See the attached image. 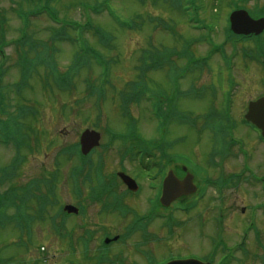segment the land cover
<instances>
[{
    "label": "rangeland",
    "instance_id": "rangeland-1",
    "mask_svg": "<svg viewBox=\"0 0 264 264\" xmlns=\"http://www.w3.org/2000/svg\"><path fill=\"white\" fill-rule=\"evenodd\" d=\"M104 1L105 0H53L50 2V7L55 8L59 18L64 19V22L66 19L68 22L83 24L87 21V17H89L94 24L101 26L104 30H106V35L108 34L112 36V41L103 45L101 41L98 42V40H96L97 38L93 35V33L87 34L84 31V38L87 41V44L94 48L103 59L107 57L109 60L105 62V66H103L102 63V67L97 68L93 65L97 60L94 56H90L89 59L92 60L94 69L87 71H83V69V72L81 71L82 73H79L80 76L75 79L78 91L74 90L75 92L73 91V93H59L56 95L51 94L49 96H45L42 86L37 85L35 91L25 92V95H22L21 93L18 94L15 90V88L17 89L18 87V85L15 84H17L20 79L18 68L13 69L4 80L5 83L0 92L4 96L5 103L10 105V107L6 109L8 113L16 111L20 104L24 102L28 103L26 105L34 106L36 108L35 112H38L36 118L32 115L28 116L27 119L23 118L22 121L19 120V123L23 124V128L21 129L19 126L18 132L21 131V134L29 141L27 146L22 148V152L26 155V160L19 166L18 176L13 182H10L5 189H9L10 186H15L24 190L26 183L31 178H35L36 176H48L50 170L53 172L58 169L60 172V178L59 182L56 183L57 195L54 197L60 198L62 204L68 202L71 203L73 201L72 185L69 181L68 174L72 165H74V162L72 159L68 160L62 157L60 160V166H58L57 157L59 150L67 144L77 142L78 136L86 127L97 128L102 131L105 135L104 142L109 141L106 137L108 128L110 131L114 130L119 133H124L128 130L129 121L123 115V111L121 109L122 101L118 96V92L127 87L129 81L139 79L136 67L139 66L138 60L140 58V54L145 49L150 48L153 44H155L159 49H162L164 46H171V48L175 47L176 44L174 37L162 28V23L167 22L174 24L178 30L183 32L185 36H188V38L200 37L201 35L200 31H193L191 25L187 22L185 13L176 7L178 0H145L144 3L139 0H107L106 4L108 9L115 15V22L117 25L110 20L106 10L101 11L100 16H96V14L91 10L86 11V6L102 5ZM228 1L230 9L235 2L246 4L247 7L253 10H255V8L264 7V0H222L221 5H224L223 11L220 15L219 22L216 24L215 31L212 32L215 35L217 43H221L226 40L224 27L227 25L226 14L230 10L226 5ZM20 3H22L23 7L28 6V3L23 0H0V8L1 10H5L7 12L8 20L10 21V25H8L7 28L9 32V39L17 37L18 29L21 26L20 19L13 10L14 8H18ZM215 4L216 6L218 5L217 3ZM168 7H170V9ZM32 10H34V8H32ZM117 12L119 14H117ZM206 12H203L201 17L207 18L211 16L208 19L209 21L220 14V12L216 14L212 10L210 1L206 4ZM252 14L254 17H259L258 12H253ZM46 16L47 14L38 18H33L32 23L38 28V33H35L34 35L38 39L44 37V39L46 38L50 41V36L52 34L46 31L48 26L55 27L57 30V28L61 27V25L54 23ZM139 16H143V18H145L144 22L140 21V23L143 24L142 28H138L133 24L123 28V26L118 23V19L128 22L125 18L135 19ZM157 23L158 26H156ZM39 29H43V31L41 32ZM70 35L72 34L70 33ZM232 45V42L227 44L226 48H228V51L233 50ZM242 45L257 48V42L254 40L239 42L238 48H241ZM60 46L63 51L60 54V57H58L59 65L61 68H64V71H67L72 65L76 49L72 41L71 43H62ZM193 48L198 56H203L210 49L208 44L204 41L196 42ZM164 49L165 47L163 50ZM8 53L12 56L10 61H17V65L19 69H21L18 62L21 56L20 54L19 56L17 55L18 52L15 53V47L10 48ZM126 61H128V66L124 65ZM175 61H177L178 64L186 62L183 59L182 54L175 59ZM237 63L244 65L240 58L237 59ZM210 64H213L215 71H218L219 67L217 65H221V61L214 55ZM237 68L241 71L240 74L236 70L237 77L242 80H240L241 82L238 81L240 89H238L234 95L231 96V100L236 102L234 106V117L238 121V126L235 133L238 137L244 139L247 148H249V164L255 167V169H253L255 171L257 170L259 174L264 175V145L259 142L257 143L258 136L255 131L246 126H243L244 128L240 127L241 119L244 117L242 118L243 113L241 114V109L238 108L239 103L243 106V112L246 108V104H248V101L258 98L264 92V88L261 86L260 81L254 82L250 76L254 75L255 77V75H258L260 69H258V66L254 63H252L249 67L238 66ZM247 68H249V70ZM190 75L191 76L187 77L183 81L180 79V89L187 91L194 82H196L199 86H202L212 81L214 85L225 86V91L231 90L229 84V82H231L230 76H227L226 71H219L216 74V72H212L211 69L210 71L209 69H206V72L203 75H200L199 73L198 76H195V74ZM87 77L93 80L92 83L95 90L105 86L106 95L101 97L95 96V100L93 97L89 98L87 96L85 83ZM152 78H155L154 81L156 84H160L164 87V90L167 92L169 97L172 95L174 87H171L169 82L167 83L164 81V74L161 73L158 75L156 73L152 75ZM33 83L36 82L33 81ZM108 84L111 86L106 88ZM151 85L155 88L154 84ZM53 86L56 88L55 85ZM194 90V95L181 97L180 100L177 97L175 100L170 102L171 105H180L182 121L175 122L169 126L168 137L170 139H167L166 141L173 142L172 139H178L179 143L177 144V150H174V152L181 153L189 158L198 157L196 159L202 160L204 164L206 163V153L211 147L212 134L206 130L203 132L199 131L198 128L201 125L200 119L196 121V126H192L190 122H192L197 115H202L208 112L216 100H218L219 103L222 98V93L220 92L216 99L213 87H195ZM47 94L48 92H46V95ZM78 97L79 100H77ZM133 107L134 108H132V110L134 114H136L135 116L139 121V129H137L138 136L142 139H156L154 137L157 135L159 136L160 134V124L148 109V103L143 102L141 105ZM1 121L6 122L7 117L5 115L2 116ZM130 121L136 122V119L130 118ZM117 145L120 146V143H113L111 149L105 152L109 169H122L121 165H118L117 163L119 162L118 151L120 149ZM156 145L159 146V143L157 142ZM15 152V147L12 144H0V168H8V166L12 163L14 155H17ZM243 160L244 155L242 153L241 156L238 155L235 158L230 159V161H228V164L231 166L230 172L234 170L235 166H239ZM135 164L138 166L137 163L126 162L125 168L130 169V167ZM209 191L212 193L213 190L210 189ZM211 193L209 192V194ZM212 198V195H210V199ZM262 199L263 194L257 184L243 183L238 188H232L226 194V221L232 224L233 227L242 230L245 225L243 222L246 220V217H248V213H250V210H247L246 208L245 213L247 215L246 217L243 216L242 208L244 207V204L252 205L256 202L262 201ZM30 204L36 205L35 202H31ZM213 204L214 203L210 204V206H206L205 211L208 216L210 215L211 217L216 213V211L213 210ZM263 210L264 208H259L257 211V223L258 227H260L264 232ZM109 217L110 216L108 215H102L100 217L101 224H108ZM50 226L51 224L49 222L39 221L37 224H34L31 236H28L27 233L14 231V229L9 227V225L0 229V264H31L33 261L38 259L37 247L40 244L49 245V247H54V249L59 246L66 245L64 241L57 238L58 236L56 233L54 234ZM228 230L229 229H227V231ZM207 231L208 233L211 232L215 234V225L214 222L212 224V220H210ZM234 231V229L231 230V233H234ZM234 239L235 238L232 239V242L236 241ZM19 240L23 241L25 245L16 244ZM253 244H255V247L257 248L255 251L264 252V248L259 246L258 243L254 242V240ZM27 248H31L32 252L30 253V251H27ZM75 259L80 261L82 264H90L89 262L84 263L81 258ZM58 260L59 263L65 262V259L59 258Z\"/></svg>",
    "mask_w": 264,
    "mask_h": 264
},
{
    "label": "flooded vegetation",
    "instance_id": "flooded-vegetation-1",
    "mask_svg": "<svg viewBox=\"0 0 264 264\" xmlns=\"http://www.w3.org/2000/svg\"><path fill=\"white\" fill-rule=\"evenodd\" d=\"M228 161L230 159L226 166L230 168ZM169 164L162 160V153L158 150L155 152V166L143 168L154 171L156 182H142L140 178L128 173L139 184V189L133 191L122 182L118 175L121 170L113 168L108 171L111 178L109 182L91 183L84 196L80 193L85 204L96 202L88 205L87 210L94 222L101 224L102 215L110 216L108 224H102L107 228L105 237L109 241L104 248L92 254L91 264H166L173 260L193 258L207 262L210 247L213 257L211 264H216L214 261L219 264H256L251 261L257 254L253 244L257 236L249 237L250 231L235 227L234 233H229L232 236H226L224 232L218 235L201 233L198 225L197 230H193V222L187 221L185 216L170 213L169 209L173 206H191L198 199L196 193L182 195L170 207H162L160 198L165 177L163 173L171 168ZM176 173L182 178L183 168L182 172ZM199 202L203 203L204 198ZM101 205L103 213H100ZM123 208H128L131 213L123 215ZM211 238L213 243L209 241ZM233 238L235 242H232ZM234 251H237L236 254ZM231 254L237 256L240 262H229Z\"/></svg>",
    "mask_w": 264,
    "mask_h": 264
},
{
    "label": "water",
    "instance_id": "water-1",
    "mask_svg": "<svg viewBox=\"0 0 264 264\" xmlns=\"http://www.w3.org/2000/svg\"><path fill=\"white\" fill-rule=\"evenodd\" d=\"M232 22L234 26L245 25V29L255 30L257 33L264 30V19L254 20L243 11L234 13L232 15ZM247 117L264 130V100L253 104ZM94 136V132H88L84 143L92 144Z\"/></svg>",
    "mask_w": 264,
    "mask_h": 264
},
{
    "label": "trees",
    "instance_id": "trees-1",
    "mask_svg": "<svg viewBox=\"0 0 264 264\" xmlns=\"http://www.w3.org/2000/svg\"><path fill=\"white\" fill-rule=\"evenodd\" d=\"M17 140L19 139H23L21 135H16ZM16 175V169L13 170V174L12 175H2L0 176V204L3 203L5 201V193H1L4 192L6 190H12V189H16L15 192H19L22 193L23 191L21 189H19L18 187L15 186H10L9 189H5L3 187H5L6 185L8 186V184L10 182H13L15 180L16 177H14ZM28 183V182H27ZM26 183L25 186V190L27 191L28 189V184Z\"/></svg>",
    "mask_w": 264,
    "mask_h": 264
},
{
    "label": "bare ground",
    "instance_id": "bare-ground-1",
    "mask_svg": "<svg viewBox=\"0 0 264 264\" xmlns=\"http://www.w3.org/2000/svg\"><path fill=\"white\" fill-rule=\"evenodd\" d=\"M124 65H127V66H128V61H126ZM129 69H130V67H129ZM11 75H12V74H11ZM36 80H37V79H36ZM28 92H32V91H28Z\"/></svg>",
    "mask_w": 264,
    "mask_h": 264
}]
</instances>
